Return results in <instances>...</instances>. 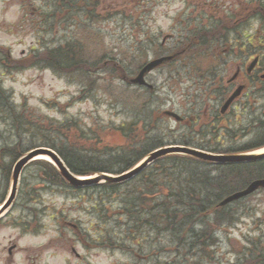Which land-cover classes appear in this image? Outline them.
I'll use <instances>...</instances> for the list:
<instances>
[{
    "label": "rangeland",
    "instance_id": "rangeland-1",
    "mask_svg": "<svg viewBox=\"0 0 264 264\" xmlns=\"http://www.w3.org/2000/svg\"><path fill=\"white\" fill-rule=\"evenodd\" d=\"M95 3V15L106 20L92 24L84 14L63 6L56 11L57 18H46V13H54L56 9L54 0H0L3 95L0 151L6 145L18 143L19 135L27 151L54 150L51 146H42V134L33 138L25 129H17L21 125L11 117L13 110L19 116L43 124V132L49 129L51 119L68 123L71 132L67 131L66 135L69 139L57 138L56 141L54 135H48L47 141L55 144L62 141L61 145L68 148L67 140L72 143L79 137L84 146L81 152L96 151L92 153L96 156L93 158L107 163L110 154L118 156L121 147L130 146V140L116 131L108 130L103 134L102 129L111 123L135 122L137 131H149L151 124L156 129L155 134L164 137V146H193L217 153L238 151L264 140V129L259 127L264 123L261 108L264 101L249 109L240 107L237 112L233 111L237 116L220 113L222 90L229 76L223 70L222 58L228 60L227 65L233 70L238 63L234 56L243 53L242 50L246 54L257 51L264 56V27L258 30L259 17H256L257 21L253 19L246 25L254 24L256 30L242 28L238 34H231L232 54L226 59L223 56L226 48L223 17L243 8L248 11L264 7V0H97ZM40 10L43 14H39ZM172 36L175 40L168 41L165 48V38ZM195 37L197 44L189 45L193 58L179 53L177 49L181 46L174 49L177 42L186 46ZM210 37H214L212 43L205 41ZM75 40H81L79 47L90 52L91 58L96 56L94 52L101 56V51H106L110 56L109 68L112 64L116 66L117 60L119 65L127 67L130 78L136 77L150 61L165 55L178 56L156 67L148 76V82L154 85L151 94L145 89L122 84L117 78L111 81L107 73L92 77L105 78L99 84L108 86L111 94L99 90L85 94L86 80L80 71L60 72L46 66L9 71L4 67L9 61L3 52L13 63L30 58L37 50L55 49ZM113 96L119 103L112 99ZM173 113L179 114L181 121L188 122L179 123ZM74 123L79 125L80 131ZM59 129L63 128L59 126ZM93 131L100 134L102 142L92 135ZM110 147L118 149L112 152L108 150ZM4 160L12 173L15 162L10 157ZM170 160L163 161L162 166L175 163L179 171L187 173L209 170L207 166L186 160ZM40 176V165L33 162L25 168L14 206L0 221V264H247L244 248L252 247V243L264 244V190L230 208L233 222L213 234L218 241L215 243L209 238L202 241L205 236L195 241L192 230L195 228L198 232L203 227H192L193 223L189 222L183 229L188 231L185 234L165 230V225L162 230L149 229L146 223L151 219L150 213L139 215V221L146 224L139 228L138 219L122 213L124 202L129 203L127 197L139 187V181L113 193L108 189L111 195L105 196L103 188L92 186L77 190L56 186L54 190L49 184V187L41 186ZM146 176L163 179L151 171ZM177 184L179 182L174 183ZM10 187L11 176L6 180L0 170V203L8 197ZM167 191L165 189L164 193ZM151 197L156 198V195ZM154 214L159 217L158 213ZM21 220L30 222L31 229L24 232L17 225ZM202 249L205 252L209 249L212 255L205 257Z\"/></svg>",
    "mask_w": 264,
    "mask_h": 264
},
{
    "label": "trees",
    "instance_id": "trees-1",
    "mask_svg": "<svg viewBox=\"0 0 264 264\" xmlns=\"http://www.w3.org/2000/svg\"><path fill=\"white\" fill-rule=\"evenodd\" d=\"M54 1H56V9H54V13H46L44 15L46 18H57L56 11L62 9L61 6H63L64 9L70 8L74 13L84 14V16H87L90 19L92 24L106 20L105 17L99 19L100 16L95 15V12L97 11V4L95 1L97 0ZM74 9L75 11H73ZM39 14H43L41 10L39 11ZM189 39L190 38H188V40ZM81 40H75L51 50H37L36 53L32 54L30 58H23L13 63H11L12 61L10 60L9 55L3 52L4 56L9 61V63L4 64V67L9 71H19L37 66H46L60 72L70 70L77 72L80 71L83 75V78L86 80L84 86L85 94H91L92 90H99L108 94L112 93L109 92L108 86L99 84L100 81H105V78L95 77L93 79L92 76H98L100 73H107L111 81L117 78L123 81L122 84H128L130 77L126 66L119 65L116 60V66L112 64V66L109 68L110 64H107V61L110 59V56L106 53V51H101V56H98L99 54L94 52L96 56L92 57L94 59L92 61L90 52L86 53L85 49L83 51V49L79 47ZM196 40V37L194 40L191 38L192 42L186 45L187 47L182 44L180 45V43H176L174 45V49H176L178 46H181L177 49L179 50V53L183 55L186 53L190 58H193V56H190L191 51L189 50H191V47L189 45H196ZM164 47L166 48V46ZM83 58H86V60ZM142 58L143 57L140 58L141 61ZM113 74H118V77L114 76ZM90 76L93 80L90 78ZM146 93L151 94V92L148 90H146ZM2 99V87L0 85V105L3 104ZM112 99H114L116 103H119V100L116 96H113ZM11 117L16 119L18 125H21L18 126L17 129H23V131L25 129L27 134H30L33 138L36 137V134H42L40 135L41 137H44L42 146H51L63 159L71 172L77 176L88 177L100 173H109L114 175L121 174L133 168L137 162L153 151L156 146H164V137L155 134L156 129L152 128L150 126L151 124L148 125L149 131H137V124H135V122H124L120 125L111 123L109 124L110 126H106L107 128L102 129L103 134L108 130L116 131V133H120L124 139L130 140V146L121 147L119 149L120 152L118 153V156L114 155V153L110 154V161L107 163L93 158L96 156L92 155V153H97L96 151L87 153L81 152V149L84 147L81 146V138L78 137L74 139L72 143L67 140L69 138L67 136L68 134L66 135V132L68 131L69 133L71 130L69 128L70 125L64 121L57 122V120L51 119L49 129L43 132L44 127L41 126L43 124L34 123L23 116L17 115L15 110L11 112ZM141 120V118L140 120H137L138 123ZM74 124L72 125L74 126ZM59 126L63 129H59ZM75 127L78 129L79 125L75 124ZM259 127L260 129H264V123L262 122ZM143 129L145 130V127H143ZM48 135H54L56 141L57 138H60L61 140L64 139V137L67 138L66 140L70 144V147L65 148L62 146V141L59 144L52 143V141H47ZM92 135H95L98 141L102 142V140H100V134H97V132L95 133L93 131ZM143 135L144 138H142ZM87 137L91 136L87 135ZM185 144L189 145L188 142ZM58 145H60V147ZM261 147H264V140L253 145L246 146L238 151H251ZM116 149L118 148L112 149L110 147L108 150L113 152ZM25 152H27V150H25L23 147L22 137L20 135L18 143L12 146L6 145L1 149L0 170L4 173L6 180L10 179L11 167L4 162V158L10 157L12 158L13 162H15ZM77 153H79L80 156L76 155ZM167 159H171L170 162L172 160H186L199 166H207L209 167V170L197 169L194 172L192 171L187 173L185 170L179 171V169L176 168L177 165H175V163L172 165L168 163L162 166L163 161ZM34 164L41 166L40 178L42 181L39 182L41 183V186H48L49 184L54 190H56V186L61 188L63 186H67L73 190L79 189L70 186L63 179L58 170L51 164L44 161H36ZM148 171L154 172V174H160L163 179H151L147 177L146 173ZM258 178H264V160L241 164L221 165L199 161L190 157L168 156L157 160L148 169L130 181L119 184H103L93 187L100 189L103 188L102 190L104 192L106 191V196L107 194L111 195V193H108V189L113 190V193L116 191V189H119L122 186H127L129 183L139 181V187L136 186L133 189L132 194L127 197L129 203L124 202L123 209L125 211L122 212L123 214H129L133 216V219L136 218L138 221L139 215L141 213H150L153 215H151V219L147 220V225L142 224L143 222L139 221V228H142V226L146 225V227L149 229L155 230L156 228H159L158 230H162L163 226L165 225V230L170 229L177 232H183V234H185L188 231L183 229L189 222L193 223L192 227L195 225L203 227L198 232L195 230V228L193 230L191 229L193 232V235L191 236H193L195 241H197V239L200 237L202 238L205 236L202 241H205L209 238L210 240L213 239V241L216 243V239L213 237V234H215V232L221 229L224 225L232 224L233 218L229 210L233 205L242 202L243 200L224 207L219 206L220 202L226 196L242 188H245L251 181ZM167 180L169 183H167ZM175 182H179V184L174 185ZM182 183L185 186H182ZM165 189L169 190V192L167 191L168 193L166 194L164 193ZM151 195H156V198H152ZM105 203L106 202L104 201V204ZM154 213H158L159 217L157 218V215ZM36 216L38 217L37 210ZM180 216L181 218L179 219ZM195 216L196 219H194ZM17 225H20L24 232L31 229V224L27 221H17ZM184 239L186 240V237H184ZM259 245L252 243V247L244 248L246 252H244V259L245 261L247 260V264H264V244L259 243ZM202 251L203 252L201 253L204 254L205 257L212 255L210 254L212 252L209 249H206V252L203 249Z\"/></svg>",
    "mask_w": 264,
    "mask_h": 264
},
{
    "label": "water",
    "instance_id": "water-1",
    "mask_svg": "<svg viewBox=\"0 0 264 264\" xmlns=\"http://www.w3.org/2000/svg\"><path fill=\"white\" fill-rule=\"evenodd\" d=\"M162 62H163V59L150 63L139 73V75L136 78L132 79L131 82L133 84L145 85L151 88L152 86L149 85L145 80V75ZM172 115L176 118L178 117L175 114H172ZM170 154L187 155V156H191V157L203 160V161H209V162L218 163V164L244 163V162L258 161V160L264 159V149L254 151V152H249V153H239V154H231V155H215V154H210V153H206L203 151L195 150L192 148L181 147V146H171V147L161 148V149H158L152 152L134 169L130 170L129 172L123 175L111 176L107 174H100V175H96L93 178L84 179V178H79L75 176L73 173H71L70 170L64 164V162L61 160V158L53 150L48 149V148H38L33 151H30L28 154L23 156L16 163L14 170H13V175H12V187H11L10 197L4 203L3 207L0 209V217L3 216L11 208L17 196L19 181H20L21 173L24 167L36 158L48 157L50 160L54 162L60 174L63 176V178L67 182H69L73 186L80 187V186H85V185L99 184L102 182H105V183L125 182L133 178L135 175L139 174L140 172H142L145 168H147L150 164H152L156 159L166 156V155H170ZM259 188H264V179L255 180L246 189L228 196L226 199L222 201L221 205H226L228 203H231L233 201L246 197L254 193L255 191H257Z\"/></svg>",
    "mask_w": 264,
    "mask_h": 264
},
{
    "label": "flooded vegetation",
    "instance_id": "flooded-vegetation-1",
    "mask_svg": "<svg viewBox=\"0 0 264 264\" xmlns=\"http://www.w3.org/2000/svg\"><path fill=\"white\" fill-rule=\"evenodd\" d=\"M246 9V8H245ZM243 8L241 11H238L231 15V17L225 16L224 22V33H225V49L223 51L224 57L226 59L231 57L230 51V36L231 34H237L236 29H241L248 22H250L254 17L261 14L264 17V9L261 8L260 11L257 9H251L245 11ZM260 19V27L263 26ZM232 28V29H231ZM232 31V32H231ZM238 41H235V44ZM243 53L235 55L238 63L235 65L234 69L229 68L228 60L223 59V67L227 73L228 78L226 80V87L224 89V104L232 98L231 103L229 104L228 109L225 111L224 116L227 115H236L233 114V111H238L240 107L244 106L245 109L256 107V105L264 101V56L259 55L257 51L246 54L243 50ZM246 61H243L245 60ZM255 63L254 66L252 64ZM258 96V97H257ZM246 105H249L247 107ZM264 110V106L261 107ZM254 110V109H253ZM235 121L238 118L234 119Z\"/></svg>",
    "mask_w": 264,
    "mask_h": 264
}]
</instances>
